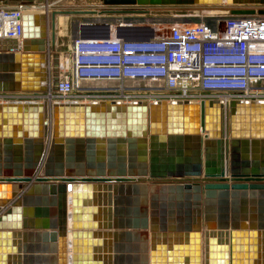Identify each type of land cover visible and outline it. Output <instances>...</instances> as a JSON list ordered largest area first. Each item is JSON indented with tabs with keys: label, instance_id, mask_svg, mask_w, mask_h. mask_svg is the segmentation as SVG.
I'll list each match as a JSON object with an SVG mask.
<instances>
[{
	"label": "water",
	"instance_id": "water-1",
	"mask_svg": "<svg viewBox=\"0 0 264 264\" xmlns=\"http://www.w3.org/2000/svg\"><path fill=\"white\" fill-rule=\"evenodd\" d=\"M102 2L114 7L25 12L22 38L0 39V91L44 90L48 75L51 89L57 88L58 14L140 13L147 5L221 2L243 5L229 7L234 14H264V0ZM169 26L85 18L77 22L76 37H108L116 28L125 39L161 38ZM29 104L45 109L46 118L42 130L40 119L38 131L30 125L40 146L25 174L0 172V264L33 258L42 264H264V99H231L225 105L216 99L101 100V118L93 113L86 120L92 123L88 139L101 136V163L85 174L71 173L60 162L53 171L51 163L55 148L72 142L73 134L67 127L73 120L64 119L62 129L57 111L78 103L54 102L53 121L47 102ZM83 104L88 110L97 103ZM0 106L11 110L19 102ZM7 124L0 137L22 136V129L10 131ZM30 140L24 138L26 149ZM33 191L41 192L35 201ZM33 216L37 223H31ZM32 236L41 239L37 250L27 241Z\"/></svg>",
	"mask_w": 264,
	"mask_h": 264
},
{
	"label": "built area",
	"instance_id": "built-area-1",
	"mask_svg": "<svg viewBox=\"0 0 264 264\" xmlns=\"http://www.w3.org/2000/svg\"><path fill=\"white\" fill-rule=\"evenodd\" d=\"M51 5L45 0V12ZM25 12L24 2L0 3V39L22 38ZM186 15L196 19L170 22L161 38L125 39L114 30L108 37H75L71 70L60 65L55 90L48 75L47 96L57 101L216 99L224 105L231 99H264V14L228 9ZM98 81L101 89L93 84ZM34 91L43 90L0 91V101L9 99L8 92Z\"/></svg>",
	"mask_w": 264,
	"mask_h": 264
},
{
	"label": "crops",
	"instance_id": "crops-1",
	"mask_svg": "<svg viewBox=\"0 0 264 264\" xmlns=\"http://www.w3.org/2000/svg\"><path fill=\"white\" fill-rule=\"evenodd\" d=\"M178 5H184V4H178ZM61 17V16H60ZM59 17V19H60ZM58 21L60 22V20ZM93 84L99 86L101 89V81L94 82ZM7 100H1L0 103H6V102H19V106H15L14 109L11 110H2V106H0V129H3L4 125L3 122L5 120L8 121L9 124L5 125V128L9 127L10 131H18L19 129L23 130L22 136L19 138L16 135H13L11 137H0V172L1 171H7L8 173H20L19 176H13V177H21L25 174L27 171L26 164L34 162V160L37 157L39 146H40V137L39 136H32L30 135V125L35 126V129H39V126L41 125V130L43 127V121L46 118V110L38 108L36 110L30 109L29 103H38V102H47V115L49 116L48 119L53 121V112L51 113V107L50 105H53L54 102H63V103H70V102H77L78 104H69L67 109H62L57 111V113L62 114L63 122L59 123V126L64 129L66 127V122L64 119L67 118V120H73L70 121L67 124V127L69 131L73 130L72 136L68 134V137H71L72 142L69 143H61V146H57L55 148V153L52 155V170L55 171L56 167L54 166L57 163H62L63 165H67V168L65 170L70 171L71 173H79V174H85L87 171L91 170H97V165L101 163L99 159H101V136H95L93 139H88L90 136L87 135V131L91 129L92 123L91 121H86L87 119L91 120L93 117V113H95V118L100 117L101 118V100L95 101L97 104H94L93 106H89L88 110L85 108V106H82L83 103H91L93 101H81L74 99L69 100H54L53 98H50L46 94V89L43 91H34V92H8L7 95H5ZM85 105V104H83ZM28 107V109H27ZM53 111V110H52ZM5 113V114H4ZM5 115V116H4ZM36 119L34 122H30L31 119ZM20 118L21 122H18L17 119ZM39 119L41 120L39 125ZM9 120H11L9 122ZM15 120V121H14ZM25 120H27L25 122ZM25 123V124H24ZM101 127V124H99ZM26 126V128H25ZM51 127L53 129V123L49 127L47 140H45L44 145L47 147V143L49 141V137L51 134ZM24 128L26 130H24ZM44 130V128H43ZM31 137V142L28 148H25L24 138ZM5 143H4V142ZM92 141V152L87 153V144L88 142ZM4 144L5 148L4 149ZM26 150H29V152ZM61 150V151H60ZM60 151V152H59ZM117 156V155H116ZM31 158V159H30ZM94 164L95 167L93 169L88 168L87 164ZM43 167L40 166L38 169L37 175H42ZM152 183H146V186H150ZM70 194V191H68V195ZM41 195V192L38 193L36 191H33L31 193L32 199L35 201L36 197ZM159 203V201H158ZM214 208L216 205H213ZM135 202L130 203V209L134 211L135 209ZM70 209V207H69ZM132 211V212H133ZM210 212L213 214V221L216 222V216L215 211L210 210ZM101 217V213L99 214ZM28 218V217H27ZM199 219V218H198ZM22 220V218H21ZM20 220V221H21ZM31 223H37L36 217L33 216L31 218ZM170 223V222H168ZM160 238V236H156V239ZM33 247V250H37L39 245H41V239L32 236L31 239H27ZM27 264H42V260L38 258H33L30 263ZM47 264H54L52 262H49Z\"/></svg>",
	"mask_w": 264,
	"mask_h": 264
},
{
	"label": "rangeland",
	"instance_id": "rangeland-1",
	"mask_svg": "<svg viewBox=\"0 0 264 264\" xmlns=\"http://www.w3.org/2000/svg\"><path fill=\"white\" fill-rule=\"evenodd\" d=\"M24 2L26 11L45 12L43 3L45 0H3L0 3L13 5L17 2ZM52 2L50 9L53 8H93L99 9L101 7H109L114 5L103 4L102 0H49ZM231 6H243L239 4H229L226 2L221 3H200V4H168V5H147V12L140 13H112L114 21H121L123 23L137 22L139 23H154L159 26L166 25L167 23L177 20H194L196 17L187 16L188 13L196 12H222L229 9ZM126 7V6H118ZM61 15V17H60ZM87 15L82 14H58L56 25V50L62 57V66L64 69L71 70L72 66V42L78 35L77 22L81 21ZM60 17V19H59ZM60 20V22L58 21ZM111 90H114L112 88ZM128 90H148L145 89H128Z\"/></svg>",
	"mask_w": 264,
	"mask_h": 264
},
{
	"label": "flooded vegetation",
	"instance_id": "flooded-vegetation-1",
	"mask_svg": "<svg viewBox=\"0 0 264 264\" xmlns=\"http://www.w3.org/2000/svg\"><path fill=\"white\" fill-rule=\"evenodd\" d=\"M109 7H112V6H109ZM101 8H103V7H101ZM87 18V20H96V19H98V20H107V21H109L110 23L111 22H115L114 20V16H112V13H107V14H100V15H98V14H87V16H86Z\"/></svg>",
	"mask_w": 264,
	"mask_h": 264
},
{
	"label": "bare ground",
	"instance_id": "bare-ground-1",
	"mask_svg": "<svg viewBox=\"0 0 264 264\" xmlns=\"http://www.w3.org/2000/svg\"><path fill=\"white\" fill-rule=\"evenodd\" d=\"M60 16H61V15H60ZM130 23H131V21H130ZM113 32H114V33H113L114 36H119V37H121V38L123 37V36H120V35L117 34L116 28L114 29ZM59 58H60V65L62 66V62H63V60H62L61 55H60ZM62 67H64V65H63ZM262 82H263V84H264V81H262Z\"/></svg>",
	"mask_w": 264,
	"mask_h": 264
}]
</instances>
